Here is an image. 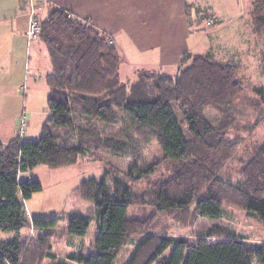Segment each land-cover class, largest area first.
<instances>
[{"label": "trees", "instance_id": "16d2710c", "mask_svg": "<svg viewBox=\"0 0 264 264\" xmlns=\"http://www.w3.org/2000/svg\"><path fill=\"white\" fill-rule=\"evenodd\" d=\"M250 14L252 32L264 37V0H252ZM39 39L52 67L46 76L49 117L37 140L15 137L6 144L0 142V233H14L0 239V264H40L55 256L51 238L61 217H27L24 202L42 187L36 180H19V173L38 165H71L89 153H130L132 136L118 128L125 116L140 139H152L159 146L167 174L158 177L144 198L117 178L80 182L73 193L94 205L96 237L92 248L71 253L70 260L114 264L130 235L145 231L143 222L127 216L134 205L151 206L158 212L192 205L198 216L219 219L226 202L254 213L264 223V141L252 146L237 184L220 176L237 152L236 143L227 139L229 131L239 129L251 135L264 124V86L252 88L259 97H243L245 88L236 79L234 59L185 54L176 76L141 74L129 93L128 86L119 83L118 47L86 20L52 8L40 19ZM207 110L216 113L215 124L206 118ZM241 118L251 121L241 124ZM157 171L154 165L131 178H149ZM29 227L36 232L35 238L21 235ZM88 230V220L77 215L68 218L69 235L84 237ZM207 236L194 242L147 236L126 264H264V242L249 247L218 228ZM42 243L47 245L44 251Z\"/></svg>", "mask_w": 264, "mask_h": 264}, {"label": "rangeland", "instance_id": "374dc122", "mask_svg": "<svg viewBox=\"0 0 264 264\" xmlns=\"http://www.w3.org/2000/svg\"><path fill=\"white\" fill-rule=\"evenodd\" d=\"M244 5L245 8L252 6L251 1L248 0L244 1ZM248 15L247 9L242 10L236 16L237 18L233 20L235 24L232 28V34L228 32L227 37L224 36L226 40L230 39L232 41L231 38H234V41L239 43L232 44L234 42L232 41L231 45H228L229 47L221 49L218 45V36L216 33H212L205 39L204 47H201L203 49L202 53H194L208 54L207 52H209L218 60L221 58L220 56L237 51V63L240 68L238 69L237 67L236 79L244 86L243 97L245 96L246 98L259 97V94L253 92L252 88L264 86V57L261 56V53L264 55V47H262L263 44H256L250 40L248 44L246 43L248 27L245 28V21ZM240 17H243V19L240 20ZM37 20L40 23V20ZM220 22L218 21L212 28L217 29ZM205 24L207 23L205 22ZM207 27H205V30L212 31L210 26ZM99 30L104 32L102 29ZM104 33L107 34L106 32ZM26 38L28 40L27 34ZM35 40H40L39 35ZM118 48L121 54V65L118 71L119 83L128 86L129 93L130 85L138 81L141 74L157 75L151 71L141 70L138 73L137 71L134 72V64L130 61L127 53L125 54L124 50L119 46ZM245 49L246 51L244 52ZM35 64L30 63V67L32 69L37 68L35 70L36 85L30 86L29 82L25 91L19 92V94L17 92L20 100L22 97L25 99V102H19V109L25 108V119L30 122L29 127L27 128L24 125L22 133L16 136L22 139L25 132L24 141L37 140L43 124L49 117L47 111L49 89L46 86L44 77L48 69L45 62L43 63V59L38 60ZM38 72L40 76H38ZM170 74V76H176L178 71L174 70ZM248 114L249 110L245 117H248ZM205 116L213 124L216 123L217 115L213 111L207 110ZM249 121L251 119L241 118L240 123L244 124ZM25 127L26 131L24 130ZM118 128L132 136V142L134 143L133 153H131L132 151L125 155H113L105 151L96 154L89 153L80 157L76 163L71 165L57 168L38 165L32 171L19 173V180H36L42 187L40 191L33 193L29 199L25 200L24 205L27 217L29 219L61 217L51 238V253L55 254V256L54 258L43 259L40 264H79L70 260L68 255L87 250L88 247L92 248L96 237L95 208L92 203L84 201L73 193L80 182L89 178H100L101 176H105L108 182L117 178L130 185L136 196L144 198L158 177L162 173L166 172L167 174L164 163L161 161L162 152L155 141L152 139L148 141L140 139L141 137L135 130V126L126 116L120 120ZM122 136L125 135L122 134ZM227 139L236 143L237 152L222 169L220 176L224 180L237 184L241 179L240 169L246 157L249 156L252 146L255 143L264 141V124L262 123L258 126L251 135L239 129H231ZM154 165L158 166V171L151 174L149 178L140 180L131 178L136 177L139 171ZM72 215L81 216L89 221V230L86 236L78 237L67 233L68 218ZM127 216L130 219L137 220V222H143L142 225L145 231L130 235L129 242L120 251L114 264H126L138 244L148 237L152 238L153 235L174 238L182 237L187 241L194 242L199 238L208 237V233L213 228H218L223 231V234L233 235L242 239L249 247L258 246L264 242V223L254 213L226 202L223 203L222 215L219 219L198 216L195 214L192 205L186 210L165 212H158L154 207L147 205H134L129 208ZM13 235L14 233L12 232L0 233V239L4 240ZM21 235L31 239L36 237V232L29 227L22 230ZM208 239L215 241L218 238L209 237ZM46 246V244L42 243L43 251L46 250ZM169 253L170 249L163 254V257H167Z\"/></svg>", "mask_w": 264, "mask_h": 264}, {"label": "crops", "instance_id": "0c3cea01", "mask_svg": "<svg viewBox=\"0 0 264 264\" xmlns=\"http://www.w3.org/2000/svg\"><path fill=\"white\" fill-rule=\"evenodd\" d=\"M244 1L0 0V142L6 144L17 136L21 120L24 119L27 128L30 125L25 119V108L19 109V102H25V99L22 97L20 100L17 95V92L27 89L29 82L30 86L37 83V68L32 69L30 63L43 59L48 69L45 82L52 69L45 44L41 40L28 41L26 38L32 16L40 20L52 8L66 9L75 18L86 20L91 26L106 32L114 44L127 53L134 64V72L143 70L170 76L172 71H179L183 55H205L194 53L203 50L205 39L212 33L218 36L219 48L229 47L234 38L230 41L224 36L227 37L228 32L232 34L233 20L244 9L249 14L245 21V28L248 27L246 43L250 40L264 47V37L252 32L251 7L245 8ZM248 1L252 5V0ZM218 21L221 22L217 29L212 28ZM207 26L212 31L209 32ZM237 43L234 41L232 44ZM236 53L230 52L218 60L234 59L237 63ZM261 56L264 57L263 53ZM237 65L239 69L240 65Z\"/></svg>", "mask_w": 264, "mask_h": 264}, {"label": "built area", "instance_id": "2783aa9c", "mask_svg": "<svg viewBox=\"0 0 264 264\" xmlns=\"http://www.w3.org/2000/svg\"><path fill=\"white\" fill-rule=\"evenodd\" d=\"M26 34L29 41H33L37 39L38 35L40 34V23L34 16H32V18L29 21ZM20 123L21 124L19 126V132H18L19 135L22 133V130L25 125V122L23 120H21Z\"/></svg>", "mask_w": 264, "mask_h": 264}]
</instances>
